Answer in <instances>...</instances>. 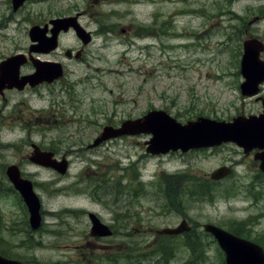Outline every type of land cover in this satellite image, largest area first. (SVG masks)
<instances>
[{
    "label": "rangeland",
    "instance_id": "374dc122",
    "mask_svg": "<svg viewBox=\"0 0 264 264\" xmlns=\"http://www.w3.org/2000/svg\"><path fill=\"white\" fill-rule=\"evenodd\" d=\"M95 1L66 0L56 7L34 8L32 18L41 22L48 20L52 10L53 17L82 13L80 21L97 35L88 60L70 62L67 92L41 90L40 98L26 94L30 108L25 109L38 113V123L0 125V251L24 264H118V260L128 264L127 256L134 257L131 264H225L223 252L203 232L206 250L196 258L185 243L188 237L167 240L154 231L175 227L187 218L198 227L194 232L198 237L199 226L212 223L224 229L241 228L251 239L264 240V179L253 154L245 156L242 149L228 144L215 151L154 157L147 153L148 135L88 146L104 127H119L153 110L167 111L182 123L200 116L231 121L260 112L259 104L241 94L240 62L245 39L253 35L264 40V0H126L101 8ZM4 5L5 0H0V11ZM76 8L79 12L71 11ZM30 17L21 16L17 26L4 31L9 39L2 52L12 51L14 42L28 41ZM255 17L263 19L251 22ZM131 25L136 26L135 32H139L137 25L149 31L131 46L118 44L127 42L121 29ZM102 27L110 32L107 48L98 34ZM63 43L76 45L73 37ZM32 144L53 148L69 160L67 174L31 163ZM11 165L33 181L42 202L41 225L36 230L30 228L25 205L7 179ZM223 165H233L234 173L211 181L210 174ZM133 167H142L146 183L174 181L173 188L180 193L190 189L187 179L195 177L213 194L207 200L187 196L181 214L175 207L164 212L158 193L143 185L144 198L136 201L130 195V202L123 201L132 185ZM117 180L125 187L123 193L116 189ZM88 213L97 214L115 230L114 235L93 237ZM139 220L144 231H154L148 236H127V227H136ZM162 240L174 245L168 255L155 249ZM139 251L146 255L140 261Z\"/></svg>",
    "mask_w": 264,
    "mask_h": 264
},
{
    "label": "water",
    "instance_id": "95a60500",
    "mask_svg": "<svg viewBox=\"0 0 264 264\" xmlns=\"http://www.w3.org/2000/svg\"><path fill=\"white\" fill-rule=\"evenodd\" d=\"M256 21L254 19L252 22ZM57 32L68 30L69 26H74L83 37L85 31L78 28L77 24L71 19H59L53 21ZM71 24V25H70ZM39 28L35 27L31 31L32 39L38 33ZM82 35V36H81ZM88 36H85V40ZM57 35L49 42L56 47ZM44 43V41H43ZM244 54L241 61V74L245 79L242 84V94L244 96H254L259 91V84L264 81V61L261 60V52L264 51V45L258 39H248L244 42ZM6 69V68H4ZM4 73L3 69L1 70ZM62 75L61 65L57 63L42 62L37 67V72L23 79L24 82H12L10 88L17 86L24 88L28 83L35 86L45 81L52 82ZM5 78V74H4ZM3 78V81L5 82ZM12 79V76L11 78ZM152 134L153 137L148 142V153L153 155L166 154L170 151L188 152L190 150L209 148L219 146L224 142H233L245 150L248 154L253 149H264V115L260 117L252 116L246 118L240 116L233 122L215 121L200 117L196 121H189L181 124L176 119L164 111H151L141 119L126 121L122 127L115 129L107 126L104 128L101 137L97 138L92 147L99 145L103 141L118 138L123 135ZM34 152L31 161L35 164L50 167L61 175H65L68 170V162L64 159L58 162L54 159L53 153L43 152L33 145ZM261 160V170L264 172V153L256 156ZM231 173V169L222 167L211 174L213 180H220ZM14 187L20 192L30 213V224L33 229H38L41 225V203L36 195L33 184L29 180L21 177L18 167L11 166L7 170ZM92 223L91 234L93 236L105 237L111 236L112 231L103 224L95 214H89ZM207 232L214 235L220 247L226 253V264H264V250L261 246L240 239L219 227L207 224L204 226ZM190 227L186 221L176 229L167 228L161 233L165 235H178L189 231ZM0 264H20L18 261L7 260L0 256Z\"/></svg>",
    "mask_w": 264,
    "mask_h": 264
},
{
    "label": "flooded vegetation",
    "instance_id": "af4514ba",
    "mask_svg": "<svg viewBox=\"0 0 264 264\" xmlns=\"http://www.w3.org/2000/svg\"><path fill=\"white\" fill-rule=\"evenodd\" d=\"M65 0H5L4 5V11H0V70L2 68H5L9 70L10 72H4L5 77L8 79L2 84L0 80V125H7L8 127L10 125H23L27 122L32 123H38V113H33L28 109H25L26 106L30 108V105L26 101V94L35 95L34 98H40L41 97V90H51L52 94L54 91H57L61 89L64 91L68 86L66 85L68 80L67 78L70 77L68 72L72 71L70 69V62H77L80 64H84L88 58L90 53L88 54V51L90 50V47L93 45L95 41V37L97 33L95 31H89L92 35V42H90L87 45H83L81 40L78 38L79 36L76 35V33L72 30V28H69L67 31H61L57 34V48L55 50H51L48 54L43 53V51H48L51 48L49 44L41 45V39H44L46 41L51 40L53 38L55 32H54V25L51 21H53L56 18H65L71 16L68 14L67 16L60 15V16H54L53 17V10L50 11V17H48L47 21H35L32 18V15L35 16L33 13L35 6L41 7L42 5H53L56 7L57 3H61ZM136 0L133 1V3ZM124 4L126 3V0H97L94 2L96 8H101V6H104L106 4ZM127 5V4H125ZM94 6V7H95ZM95 8V9H96ZM93 8L92 11L95 10ZM72 12H79V10L76 8L75 10H72ZM129 10H126L125 12H128ZM117 13V12H114ZM119 15V13H117ZM79 16L77 17L79 20L82 19L83 15L82 13H78ZM21 16H31L29 21V29L35 26H39L40 29H43L39 31L37 35L34 37L36 38V41H33L29 36V29H28V41L29 44L27 45V42H21L13 43V49L7 50L6 52H2L3 46H8L7 40L9 37L4 33V31H7L9 26H13L12 24L18 25V22L21 19ZM82 23V22H81ZM118 24H121L118 22ZM133 24V23H131ZM6 25V26H5ZM14 25V26H15ZM134 25V24H133ZM125 26L121 29L123 32V37L126 39H132L133 36H140L143 38L142 31L139 30V32H135L136 26ZM84 28L87 30H90L88 27L90 25H83ZM116 26V25H115ZM99 30V35L104 37V45L109 47L111 44L107 43L108 37L110 35V32L106 27H102ZM111 31H114V28H111ZM5 34V37L2 34ZM69 37H73L76 41V45L74 47L71 46H65L63 41L64 39H67ZM15 40V39H14ZM32 40V41H31ZM39 40V41H38ZM263 40V39H262ZM26 41V40H24ZM264 42V40H263ZM26 43V44H25ZM120 43V42H117ZM120 44H126L124 41H121ZM49 46V47H48ZM42 47V48H41ZM149 48V47H148ZM64 58V59H63ZM264 58V54H263ZM37 60V62H36ZM41 61H48V62H55L62 65L64 70V75L54 80L52 83L44 82L43 84H39L36 86H31L30 84H27L24 88H19L17 86H14L10 88V85H12V82L10 81V76L12 74V81H15L16 78L18 80V83H22L23 79H25L28 76L33 75L36 71V63L40 65ZM1 75V72H0ZM72 87V86H71ZM73 88V87H72ZM67 92V89H66ZM40 95V96H39ZM263 99H264V85L261 87L260 93L257 97L254 98V103L259 104L261 106L260 112H253L247 115H260L263 112ZM21 100V101H20ZM29 117H32L29 119ZM10 124V125H9ZM121 125V124H120ZM119 125V126H120ZM43 149V148H42ZM53 151V148H49ZM214 150L215 149H211ZM44 151V149H43ZM206 152V151H202ZM258 151H253L251 154H255ZM56 155V152H54ZM250 154V155H251ZM249 155V156H250ZM58 156V155H57ZM258 163V162H257ZM259 165V163H258ZM264 179V175L262 176ZM264 185V184H262ZM134 234L139 233L140 235H151L149 233H152L154 230L151 229L147 233V231H144V229L141 227V224H136V227L132 228L131 230ZM155 230L154 232H156ZM196 232V231H193ZM130 235V234H128Z\"/></svg>",
    "mask_w": 264,
    "mask_h": 264
},
{
    "label": "trees",
    "instance_id": "16d2710c",
    "mask_svg": "<svg viewBox=\"0 0 264 264\" xmlns=\"http://www.w3.org/2000/svg\"><path fill=\"white\" fill-rule=\"evenodd\" d=\"M135 173V175L137 176L139 174V170L138 168H135L133 167L130 175L133 176ZM129 175V176H130ZM195 177H189L187 179V181H189V184H192V183H195L194 185H189L188 183V187H190V189H182L180 193H177L176 191L177 188H173V186L175 185L174 181H170L169 180V185L168 184H162L161 182H157L155 183V189H154V192L158 193V195L160 196V199L164 201V204L160 203V205L162 206V210L164 212H167L169 211V209L172 211V207H175L174 209H177V212H179L180 214L183 213L182 211V208L183 206H185V202L188 201L189 197L187 196H191L192 199H200V200H207V197L208 196H211L213 194V190H211L210 188H208L207 186H199L197 184L198 182V179H194ZM264 181V180H263ZM132 182V181H131ZM134 183V182H133ZM166 183V182H165ZM137 184L136 188L132 191H130V188H129V193L124 196V197H121L123 201H129L130 202V195L133 196L136 200L139 198V195L142 191V183H135ZM117 185H121V192L123 193V191L125 190V187L122 185V182H118ZM186 185V184H185ZM144 186V185H143ZM133 193L136 194L133 195ZM167 197L168 200L166 199H163L164 197ZM128 219V218H126ZM141 223V220H139L137 222V224H140ZM235 235L237 236H241L242 234L244 235H247V233L243 232L242 229H232L231 230ZM188 237L187 239H185V243L187 246H189V250H191V252L193 253V255L196 257V258H200V257H203L204 256V253H205V245L202 241V237H192L190 238V236H186ZM242 237H246V236H242ZM161 238H164V239H175V237H168V236H162ZM258 243L260 244H263V242L261 241H258L256 240ZM263 248H264V245H262ZM174 247V245H171V244H168L165 240H162V242L160 244H158L155 249H162V253L163 254H169L168 252H172V248ZM3 255H5L4 253H2ZM143 253H141L139 251V254H138V258L141 257ZM221 255H223L221 253ZM134 259V257H130V256H127L124 258V260L128 263V264H131V261ZM119 264V260L117 262Z\"/></svg>",
    "mask_w": 264,
    "mask_h": 264
}]
</instances>
